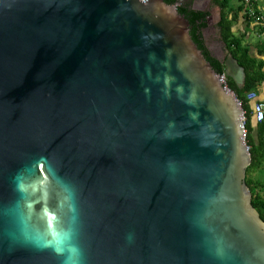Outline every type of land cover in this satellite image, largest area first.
<instances>
[{"label":"water","instance_id":"water-1","mask_svg":"<svg viewBox=\"0 0 264 264\" xmlns=\"http://www.w3.org/2000/svg\"><path fill=\"white\" fill-rule=\"evenodd\" d=\"M189 31L164 0H0V264H264L243 110Z\"/></svg>","mask_w":264,"mask_h":264},{"label":"trees","instance_id":"trees-1","mask_svg":"<svg viewBox=\"0 0 264 264\" xmlns=\"http://www.w3.org/2000/svg\"><path fill=\"white\" fill-rule=\"evenodd\" d=\"M168 4H176L178 0H164ZM196 0H187L177 4V10L189 22L190 36L197 47L202 51L206 60L212 65L218 73H224L223 64L213 57L207 49L202 31L207 27V17L209 13L204 10L194 9L192 3ZM202 1V0H198ZM220 8V19L216 25L220 37L225 43L228 52L234 57L237 63L244 69L245 81L244 86L239 88L230 77H226L227 86L241 102L246 121L244 127L246 130V144L250 153L251 163L246 169L245 184L251 194V204L257 211L260 219L264 222V120L257 123L255 129L251 127L252 109L245 96L249 91L257 92L259 86L264 82V61L250 56L249 47L242 45L241 39L234 35L232 28L235 20L233 13L232 0H209ZM239 1V0H238ZM237 10L247 15L244 6L239 1ZM250 18V20H249ZM259 31L262 32L264 23L258 24ZM255 130L257 142L254 140L252 131Z\"/></svg>","mask_w":264,"mask_h":264},{"label":"crops","instance_id":"crops-1","mask_svg":"<svg viewBox=\"0 0 264 264\" xmlns=\"http://www.w3.org/2000/svg\"><path fill=\"white\" fill-rule=\"evenodd\" d=\"M231 4L233 6V13L235 15V20L232 28L234 35L241 39L242 45H246L249 47L250 50L249 52L251 57L264 61V28L263 31L260 32L259 26L256 22H254L252 19L250 20V18H249L250 21L247 22L248 19L244 16V12L241 10H237V7H239L240 5L238 0H232ZM254 5L256 6L258 13L262 16L263 19L262 23H264V0H254ZM216 8H217L216 11L217 14L216 25H217L220 19V8L218 6H216ZM210 16L211 15H208L209 18H211ZM217 31H218V36L220 37L219 30ZM222 42L223 41L221 39V44ZM208 46L210 47V44ZM222 47L224 50H227L226 45L224 46L222 45ZM223 55L224 53H219V57H222ZM256 94H257L256 100L264 102V82L259 86ZM249 104H250V108L252 109L253 101H250ZM256 125L257 123L254 121L252 114V120H251L252 129H255ZM252 135L254 140L257 142L255 130L252 131Z\"/></svg>","mask_w":264,"mask_h":264},{"label":"built area","instance_id":"built-area-1","mask_svg":"<svg viewBox=\"0 0 264 264\" xmlns=\"http://www.w3.org/2000/svg\"><path fill=\"white\" fill-rule=\"evenodd\" d=\"M240 3L244 6L247 15L257 24H261L263 19L262 16L258 13L256 6L254 5V0H239ZM219 78L222 80L223 84L225 85L228 92L234 94L230 88L227 86L226 83V75L225 73L218 74ZM235 95V94H234ZM256 92L255 91H249L245 98L248 101H253V107H252V114L253 119L256 123H261L264 120V102L256 100ZM238 100V99H237ZM238 104L241 107V102L238 100ZM242 108V107H241ZM243 110V109H242ZM244 121H246L245 114L243 111ZM245 136H246V130H245Z\"/></svg>","mask_w":264,"mask_h":264},{"label":"rangeland","instance_id":"rangeland-1","mask_svg":"<svg viewBox=\"0 0 264 264\" xmlns=\"http://www.w3.org/2000/svg\"><path fill=\"white\" fill-rule=\"evenodd\" d=\"M183 1H187V0H178L176 5L179 2H183ZM192 6H194L195 8L202 9V10L209 12V15H211L210 16L211 18H209L210 23L207 27V37H208L210 47L217 50V52H219V53H224L225 50L222 47L221 39L218 36V31H217L218 29L216 27V19H217L216 5H214L209 0H202V1L196 0L192 3Z\"/></svg>","mask_w":264,"mask_h":264},{"label":"flooded vegetation","instance_id":"flooded-vegetation-1","mask_svg":"<svg viewBox=\"0 0 264 264\" xmlns=\"http://www.w3.org/2000/svg\"><path fill=\"white\" fill-rule=\"evenodd\" d=\"M209 20H207V27L209 25ZM207 27L202 31V36H203V39H204V42H205V45L207 47V49L209 50L210 54L215 57L216 59L219 60V53L217 52V50L213 49V48H210L208 45H209V41H208V37H207Z\"/></svg>","mask_w":264,"mask_h":264}]
</instances>
